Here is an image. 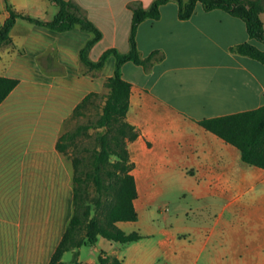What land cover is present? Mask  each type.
Segmentation results:
<instances>
[{
    "label": "crops",
    "instance_id": "0c3cea01",
    "mask_svg": "<svg viewBox=\"0 0 264 264\" xmlns=\"http://www.w3.org/2000/svg\"><path fill=\"white\" fill-rule=\"evenodd\" d=\"M101 32L87 52L97 62L110 48L129 50L132 9L153 0H68ZM263 8H264V0ZM10 7L50 21V0H0V25ZM136 29L147 66L126 62L130 83L125 120L137 131L126 148L133 167L137 220L117 222L141 239L98 237L78 264L98 256L123 264H264V169L242 161L238 148L198 122L264 106V66L232 47L250 42L244 22L200 3L190 18L178 4ZM264 9L260 19L264 26ZM92 34L78 26L55 31L18 18L0 43V77L17 80L0 102V264H48L72 215V166L56 149L64 123L88 95L104 103L115 69L110 55L88 70L79 51Z\"/></svg>",
    "mask_w": 264,
    "mask_h": 264
},
{
    "label": "trees",
    "instance_id": "16d2710c",
    "mask_svg": "<svg viewBox=\"0 0 264 264\" xmlns=\"http://www.w3.org/2000/svg\"><path fill=\"white\" fill-rule=\"evenodd\" d=\"M50 1L58 7V11L52 20L46 22L16 13L8 6L9 16L0 25V43L9 42L10 29L16 19L22 18L55 31H66L78 26L81 30L91 33L92 37L79 51L80 60L88 70L101 68L110 55L115 58L114 73L104 83L108 93L96 121L90 126L79 125L74 131L62 133L56 143V149L70 160L72 166V215L48 264H63L64 253L73 252L74 257H77L80 247L95 244L99 236L119 243L141 239L137 232L125 233L116 225L117 222L137 220L133 206L136 197L134 178L131 174L133 165L126 148L127 141L135 139L137 131L125 120L131 85L122 78L121 66L126 62L147 66L158 53L153 51L145 59L140 57L135 38L138 24L145 19H158L160 6L169 1L177 2V17L180 20L190 18L195 5L200 3L206 11L221 9L241 19L248 37L264 45V26L260 19L264 8L262 0H153L148 9L135 4L131 6L129 50L120 53L110 48L102 53L97 62H92L87 58V52L101 38V32L81 14L80 8L72 1ZM231 50L253 58L264 66V51L250 42L240 43ZM16 84V79L0 77V102ZM97 96L88 94L75 107L70 117L81 114V109ZM198 123L238 148L242 161L264 169V106L222 117L202 119ZM90 127L99 132L95 135L96 146L91 150L88 162L85 163L83 158L68 156L70 143ZM90 188L94 193L92 199ZM98 264L123 262L116 257L100 254Z\"/></svg>",
    "mask_w": 264,
    "mask_h": 264
},
{
    "label": "rangeland",
    "instance_id": "374dc122",
    "mask_svg": "<svg viewBox=\"0 0 264 264\" xmlns=\"http://www.w3.org/2000/svg\"><path fill=\"white\" fill-rule=\"evenodd\" d=\"M100 108L101 97H93L91 101L81 109V114L72 116L66 120L62 133L74 131L79 125H92L99 115ZM97 132H99V130L90 127L86 132L77 136L67 149L68 156L83 158V161L87 163L91 155V150L96 146L95 135ZM89 191L90 198L92 199L94 197L93 190L90 188ZM88 248L87 246H82V255L88 251ZM77 257H74L73 252H66L62 256V262L63 264H78ZM75 261L76 263H74Z\"/></svg>",
    "mask_w": 264,
    "mask_h": 264
}]
</instances>
